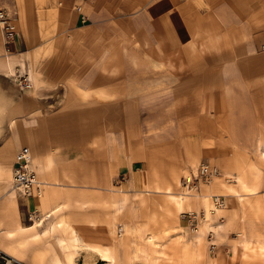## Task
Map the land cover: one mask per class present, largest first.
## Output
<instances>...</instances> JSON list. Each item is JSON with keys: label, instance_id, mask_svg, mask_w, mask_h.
Instances as JSON below:
<instances>
[{"label": "rangeland", "instance_id": "rangeland-1", "mask_svg": "<svg viewBox=\"0 0 264 264\" xmlns=\"http://www.w3.org/2000/svg\"><path fill=\"white\" fill-rule=\"evenodd\" d=\"M153 1L138 12L112 8L46 48L36 114L47 119L48 145L106 180L75 189L91 194L76 207L93 216V242L72 241L79 232L59 222L65 205L19 249L48 237V264H81L82 254L85 264H264V0H177L184 39L173 45L145 16ZM38 13L34 32L44 28ZM193 40L204 47L193 51ZM14 72L31 87L27 71ZM204 163L220 176L203 181ZM15 213L8 207L7 217ZM96 244L112 262L89 250ZM49 252L31 259L46 264Z\"/></svg>", "mask_w": 264, "mask_h": 264}, {"label": "crops", "instance_id": "crops-1", "mask_svg": "<svg viewBox=\"0 0 264 264\" xmlns=\"http://www.w3.org/2000/svg\"><path fill=\"white\" fill-rule=\"evenodd\" d=\"M99 1L101 0H87L83 10L78 11L74 4L75 0H43L41 8L37 4V6L34 5V2L26 0H0V8L9 9L16 27H18L15 39L7 43L0 25V57L5 53V50L7 53L0 58V249L8 254L11 253L10 247L13 245L20 251L19 248L23 247L29 238L41 229L43 222L50 218L52 213H59L65 205L63 212L66 215L62 214L59 222L65 223L66 226H74L86 241L93 242L94 240L93 216L86 209H77L76 200L80 198L77 199L76 197L83 196L87 200L90 199L91 194L83 191L85 184H90V181L94 180L99 183L105 182L106 178L90 179L88 172L84 169L69 166L63 152H60L56 146L48 145V135L44 128L47 119L44 117V120L41 121L36 113L44 106V102L40 101L37 95L47 83L41 76L43 70L38 66L45 57L46 53L44 52H46L47 47L52 49L56 41L74 37L77 29L89 25L87 20H91V22L103 20L106 14L112 12V8H119L120 11L134 10L138 12L139 9L149 3L144 2V0H132L131 4L122 3L119 5L116 3L109 5L108 3L100 4ZM176 5L177 0H154L150 6L154 16L149 14L150 12H148L149 15H145L153 19L158 32L163 35L169 45L178 44L184 39V33L178 29L179 19L183 20V17ZM41 9L44 28L34 32L33 27H39L41 23L38 13ZM81 13L84 14V17ZM41 31L47 32V34ZM51 42V45L46 44ZM204 44L193 40L191 49L196 51V48H203ZM6 61L9 62L12 71L14 68L15 70L19 68L28 72V79L31 81L30 88L23 89L18 86L14 76L16 72L10 74L5 67L2 68ZM33 119L37 122L36 127L29 125ZM35 130L36 134L32 137L30 134L31 132L34 134ZM24 146L28 147L31 152V163L38 172L44 190L47 188V194L45 192L41 197L32 196L30 198L15 195L13 197L14 205L9 206L6 203L5 194L14 172L15 151ZM78 186L83 190L76 193L75 189ZM105 189L111 190L113 194L117 191L115 188L106 187ZM135 192L136 194L142 193L141 191ZM8 207L16 212L11 218L7 217ZM34 208H39V218L42 219L40 226H34L29 231L20 232L19 226H29L36 223L31 224L33 222L29 216ZM41 209L45 212L43 218ZM49 220L45 222L44 226ZM52 225L57 226L56 223H52L50 230L53 229ZM71 233L74 238L76 231L73 230ZM73 238L72 241H74ZM40 242L31 240L27 245V252L23 255L22 261L27 264H34L36 261L31 259L32 255L43 249L45 251L51 250L46 257V264H48L53 251L56 249L48 237ZM84 258L82 254L77 263L85 264ZM60 264L67 263L61 259Z\"/></svg>", "mask_w": 264, "mask_h": 264}, {"label": "built area", "instance_id": "built-area-1", "mask_svg": "<svg viewBox=\"0 0 264 264\" xmlns=\"http://www.w3.org/2000/svg\"><path fill=\"white\" fill-rule=\"evenodd\" d=\"M86 1L87 0H75L76 8L79 11H82L85 5L84 3ZM82 17H84L83 13H82ZM0 23L7 43H9V41L14 40L17 35V29H16V23L13 21L10 11L4 8H0ZM30 163H31V152L29 151V148L21 147L20 149H18L16 151V160L14 162V167H13L14 168L13 183L22 192L21 193L19 191L20 194L23 197H27V198L35 196L36 192L39 191V189L41 188V184L36 183L35 181L36 174L34 169L31 168ZM219 173L221 174V172L218 169L212 168L210 164L204 163L200 166V174L204 178H208V177L211 178V177H215L216 175L220 176ZM218 204L219 206H225L224 199L220 197ZM29 216L31 220L34 221V219L32 218L33 216L36 218L39 217V210L36 208L32 209ZM193 216H196V214ZM0 264H27V263L19 259L13 258L4 251L0 250Z\"/></svg>", "mask_w": 264, "mask_h": 264}, {"label": "bare ground", "instance_id": "bare-ground-1", "mask_svg": "<svg viewBox=\"0 0 264 264\" xmlns=\"http://www.w3.org/2000/svg\"><path fill=\"white\" fill-rule=\"evenodd\" d=\"M1 24V23H0ZM2 65V64H1ZM6 68L7 70H8V73H10V74H14L13 73V71H12V69H11V66H10V64H9V62L8 61H6V62H4V65L2 66V68ZM24 147H26V146H24ZM28 148V147H27ZM15 160H16V158H15ZM30 166H31V168H33L34 169V167H33V163H30ZM14 170V169H13ZM34 171H35V174H36V183H39V184H41V188L39 189V191H37L36 192V194H35V196H37V197H41L43 194H44V188H43V186H42V181L40 180V178H39V176H38V172H37V170H35L34 169ZM221 172V171H220ZM220 174V173H219ZM218 176V175H217ZM212 178V177H211ZM210 177H208V178H203V181H205V182H209V180L211 179ZM13 179H14V172H13V176H12V179H11V183L9 182V185H8V188H7V191H6V194H5V197H6V203L10 206H13L14 205V199H13V197L15 196V195H20V196H22L21 194H20V190H19V188H17L16 186H15V184L13 183ZM191 181V180H190ZM190 181H186V187H190L189 185H190ZM201 181H202V179H201ZM3 183V182H2ZM8 183V182H7ZM193 187V186H192ZM20 191V192H19ZM22 193V192H21ZM23 197V196H22ZM210 197V199H209V202H208V211H210L211 210V212H212V210H216L215 209V203H213V201H211V199L213 198V196H209ZM24 198H27V197H24ZM214 200H215V198H214ZM220 200V199H219ZM219 200H217V207H219V204H218V201ZM178 206H179V202H178ZM196 216L199 218L200 217V215H198V214H196ZM32 219H34V221H32L33 223H35L34 225H29V226H19L18 228H19V230H20V232H24V231H29V230H31V229H33L34 228V226L36 227H38V226H40V224H41V222H40V220H42L41 218H36V217H34L33 216V218ZM5 225V224H4ZM13 232V231H12ZM9 235H11V233H9ZM73 240L75 241V242H80V241H83L84 240V238L82 237V235L81 234H79V233H75V235H74V238H73ZM84 242V241H83ZM79 245H82V244H79ZM85 245V244H84ZM78 246V245H77ZM88 247V246H87ZM18 248L15 246V245H13V246H11L10 247V250H11V253L10 254H8L9 256H11V257H13V258H16V259H19V260H23V258H24V256H23V252H21V251H18L17 250ZM85 249V248H84ZM1 250V249H0ZM89 250H92L93 252H95L97 255H99L100 256V258L103 260V261H108V262H112V259H111V256L110 255H108V253H107V251L105 250V249H103L101 246H99V245H90L89 246ZM88 251V250H87ZM91 252V251H90ZM92 252V253H93ZM6 253V252H5ZM95 254V255H96ZM70 262L71 263H73L74 262V255H72L71 256V258H70ZM34 264H38L37 262H35Z\"/></svg>", "mask_w": 264, "mask_h": 264}]
</instances>
